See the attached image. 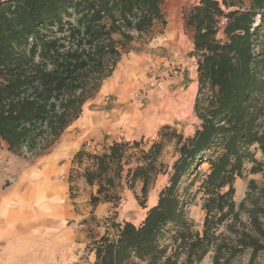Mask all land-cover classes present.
<instances>
[{
	"label": "trees",
	"instance_id": "16d2710c",
	"mask_svg": "<svg viewBox=\"0 0 264 264\" xmlns=\"http://www.w3.org/2000/svg\"><path fill=\"white\" fill-rule=\"evenodd\" d=\"M162 4L0 0V148L45 153L113 73L122 55L114 34L131 42L133 32L163 21ZM184 22L194 31L199 126L185 135L165 124L156 139L113 140L100 153L83 145L73 158L72 197L77 178L96 187L93 207L117 205L122 190L139 185L137 199L147 209L138 224L105 218L109 227L91 243L92 264H199L207 255L213 264H242L247 254L246 264H258L264 253V181L250 179L246 196L235 199L237 179L263 170L256 151L264 153V0H200ZM174 141L168 168L162 156ZM162 173L168 182L147 207ZM198 195L202 230L188 212Z\"/></svg>",
	"mask_w": 264,
	"mask_h": 264
},
{
	"label": "crops",
	"instance_id": "0c3cea01",
	"mask_svg": "<svg viewBox=\"0 0 264 264\" xmlns=\"http://www.w3.org/2000/svg\"><path fill=\"white\" fill-rule=\"evenodd\" d=\"M136 59L142 62L144 57ZM138 64L128 62L123 78L120 77L121 74L117 75L107 85L102 86L104 94L119 90L112 100L114 106L104 107L96 112L88 111L84 117H79L45 153L33 158L34 162L27 163L8 186L1 187L0 252H8L6 264H74L76 260L83 261L84 249L89 239L75 235L81 233L84 226L93 223L89 221L91 216H94L96 222L103 218L100 216V205L112 203L91 206L90 193L96 191V187L88 186L83 178L75 182L78 185L75 191L77 194L75 197L71 196L69 176L74 167L73 158L83 145L88 146L87 143L91 141L86 140L89 138L102 142L100 151L94 149L92 152H102L103 147L107 146H103L102 141L105 130L111 131L122 126L132 128L133 132L126 137L127 140L154 135V124L144 130L140 128V120L135 117L138 114L135 110L137 101L132 99L135 91L147 82L140 75L141 71L138 74L139 69L141 70ZM145 85L149 90L147 96L150 103L144 111L146 113L150 110L157 125H178L186 119L185 115L189 118L195 116L198 72L191 67L184 66L178 75L154 81L153 88L148 82ZM137 98L139 100L142 96ZM98 102L106 103L103 99ZM77 122L81 123V131H68ZM196 124L188 125V135L193 133ZM85 189L90 190V193L83 191ZM82 193L85 194L82 202L84 205L80 202ZM146 210L141 220L145 217ZM141 220L136 222L123 218L117 221L138 224ZM74 230L77 234H74Z\"/></svg>",
	"mask_w": 264,
	"mask_h": 264
},
{
	"label": "rangeland",
	"instance_id": "374dc122",
	"mask_svg": "<svg viewBox=\"0 0 264 264\" xmlns=\"http://www.w3.org/2000/svg\"><path fill=\"white\" fill-rule=\"evenodd\" d=\"M200 0H163L162 4V12H163V21H159L155 23L149 30L143 33L133 32L134 39L125 43L123 41V36L120 33H115L114 38L119 43V49L122 53L120 60L118 61L113 73L107 77L103 82L97 93L93 98L89 99L83 110L82 117H84L88 111H98L102 108H110L114 106L113 99H115V95L118 93V89L112 93L102 92L101 88L104 85H107L115 76L120 75L123 78L124 72L127 70L125 67L128 62L133 63L134 65L140 66L141 71L144 76V81L148 82V85L153 88L154 81L159 79H164L165 77H173L182 72L183 67L189 66L192 70L197 72V57L193 55L194 51V43L193 36L194 31L185 26L184 15L188 12L192 7L197 5ZM246 4H249V0H245ZM225 22V19H223ZM219 38L223 37L222 31L218 34ZM136 57H144L142 62L138 61ZM134 69V67L132 68ZM123 74V76H122ZM128 74V73H127ZM137 74V75H138ZM144 83L143 87H140L139 90L135 91V97L132 99H136L137 105L135 106V110L138 113L135 117L140 120V128L148 129L155 125L152 128L154 131V135H148L146 139H156L158 136V132L160 128L167 124L157 125L156 121L153 119V114L150 113V110L145 113V109L148 107L150 103V98L147 96L149 90L146 89V83ZM141 99L137 100V97H141ZM101 99L106 102L105 104H100L98 101ZM139 104V106H138ZM138 106V107H137ZM141 110L140 114L138 111ZM195 114V113H194ZM142 115V117H141ZM184 115V114H182ZM182 117V116H180ZM184 121L180 122L178 125H174L177 127L179 131L183 134L188 135V125L197 123L195 126L198 127L200 124L199 118L196 116L188 117L186 116ZM188 117V118H187ZM199 122V124H198ZM80 122L75 125V127L71 128L68 131L77 132L81 131ZM173 125V124H171ZM159 126V127H158ZM195 127V128H196ZM193 129V131L195 130ZM186 129V130H185ZM132 128L128 127H120L114 128L111 131L105 130L103 134V146L110 145L113 140H127L126 137L130 135ZM147 131V130H146ZM187 134H186V133ZM86 140V138H85ZM88 146V151H100V145L102 142L100 140H95L94 138H89L86 140ZM104 146L103 148L107 147ZM55 147V146H54ZM177 156L175 149V141L169 142L165 147L162 160L166 164L168 168L171 167ZM256 157L259 161L262 162L263 170L258 173H250L246 171V175L244 178H239L235 183L236 194L235 199L237 202H240L247 193L248 189V181L250 179L256 180L258 183H262L264 181V153L260 150L256 151ZM36 157H33L31 154H23V155H15L11 153L5 144L0 148V189L1 187L8 186L10 182L14 179V177L18 176L23 169L25 168L27 163L34 162ZM252 166V163L247 164V169L249 170ZM208 169V164L204 163L201 167V171L204 173ZM169 175L168 174H160L153 186L151 187L146 206L150 207L152 203L157 202V198L161 189L167 184ZM77 178V182H78ZM198 185V183L196 184ZM76 186H78L76 184ZM196 186L190 188L191 192L195 191ZM80 188V187H79ZM90 193V190H83ZM83 194V193H82ZM84 195L81 197V205L84 202ZM137 195H140V186L136 185L134 189L125 188L122 190V199L120 203L117 205L113 204H103L100 205V216L103 218L99 220H93L90 226H84L81 229V233L77 234V231L74 230V234L76 237H87L89 240L87 241V245L84 249V259L83 261H74V264H92L94 261V254L91 252V243L100 238L105 232L107 227H109V223L105 221V218H113L116 220L121 219H133L136 222L141 220V216L144 214L146 208H143L137 199ZM79 203V208L81 207ZM189 217L193 220L195 224V229L202 230L203 229V220L205 216V211L202 209V200L200 195L193 200L192 204L188 207ZM97 223V224H96ZM114 230H110L113 232ZM83 235V236H82ZM6 252H0V264L8 263V257ZM93 255V257H92ZM248 254L245 255L242 259V264H246L248 260ZM199 264H213L210 255H207L206 258ZM258 264H264V253L258 259Z\"/></svg>",
	"mask_w": 264,
	"mask_h": 264
},
{
	"label": "bare ground",
	"instance_id": "6f19581e",
	"mask_svg": "<svg viewBox=\"0 0 264 264\" xmlns=\"http://www.w3.org/2000/svg\"><path fill=\"white\" fill-rule=\"evenodd\" d=\"M258 20H260V19L258 18Z\"/></svg>",
	"mask_w": 264,
	"mask_h": 264
}]
</instances>
